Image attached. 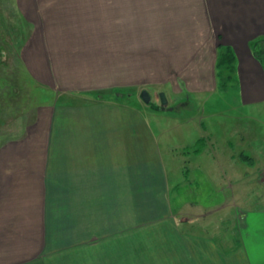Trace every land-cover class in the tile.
Returning <instances> with one entry per match:
<instances>
[{"label": "crops", "instance_id": "crops-1", "mask_svg": "<svg viewBox=\"0 0 264 264\" xmlns=\"http://www.w3.org/2000/svg\"><path fill=\"white\" fill-rule=\"evenodd\" d=\"M16 2L26 62L60 100L0 145V264H264V209L244 212L223 249L171 217L154 116L139 104L143 89L158 106L160 92L214 93L221 44L236 57L239 104L264 125L251 49L264 0Z\"/></svg>", "mask_w": 264, "mask_h": 264}, {"label": "rangeland", "instance_id": "rangeland-1", "mask_svg": "<svg viewBox=\"0 0 264 264\" xmlns=\"http://www.w3.org/2000/svg\"><path fill=\"white\" fill-rule=\"evenodd\" d=\"M19 15L16 0H0V145L22 141L39 110L60 100L33 69L31 56L26 62L28 25ZM139 98L144 113L154 116L149 121L171 217L190 218L183 223L187 233L219 248L235 243L244 212L264 209V125L257 106L242 107L232 84L168 101L169 113Z\"/></svg>", "mask_w": 264, "mask_h": 264}, {"label": "trees", "instance_id": "trees-1", "mask_svg": "<svg viewBox=\"0 0 264 264\" xmlns=\"http://www.w3.org/2000/svg\"><path fill=\"white\" fill-rule=\"evenodd\" d=\"M251 49L254 57L260 61L264 68V38L252 41ZM216 75L218 89H226L230 84L236 85V57L233 49L226 45H219L216 59ZM153 106L158 108L157 105ZM244 158V155H242ZM249 159V158H248Z\"/></svg>", "mask_w": 264, "mask_h": 264}, {"label": "water", "instance_id": "water-1", "mask_svg": "<svg viewBox=\"0 0 264 264\" xmlns=\"http://www.w3.org/2000/svg\"><path fill=\"white\" fill-rule=\"evenodd\" d=\"M118 96H119V94H117ZM140 97H141V99L146 103V104H149L151 101V98H150V94L148 93V91L147 90H145V89H143L141 92H140ZM159 99H160V103H161V105L160 106H158V108H156V109H159V108H161V109H167V107H165V105L167 104V99H166V97H165V94L163 93V92H160V94H159ZM154 105H156V104H154ZM164 106V107H163ZM172 108H169V110H171Z\"/></svg>", "mask_w": 264, "mask_h": 264}, {"label": "flooded vegetation", "instance_id": "flooded-vegetation-1", "mask_svg": "<svg viewBox=\"0 0 264 264\" xmlns=\"http://www.w3.org/2000/svg\"><path fill=\"white\" fill-rule=\"evenodd\" d=\"M152 106H153V103H152ZM154 107V106H153ZM155 108V107H154ZM176 107H172V109L174 110Z\"/></svg>", "mask_w": 264, "mask_h": 264}]
</instances>
